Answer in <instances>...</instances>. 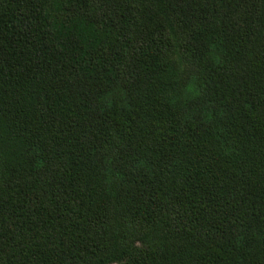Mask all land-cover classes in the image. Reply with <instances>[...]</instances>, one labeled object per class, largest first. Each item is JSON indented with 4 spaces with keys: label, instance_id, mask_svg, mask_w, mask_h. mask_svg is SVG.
<instances>
[{
    "label": "trees",
    "instance_id": "16d2710c",
    "mask_svg": "<svg viewBox=\"0 0 264 264\" xmlns=\"http://www.w3.org/2000/svg\"><path fill=\"white\" fill-rule=\"evenodd\" d=\"M0 264H264V0H0Z\"/></svg>",
    "mask_w": 264,
    "mask_h": 264
}]
</instances>
